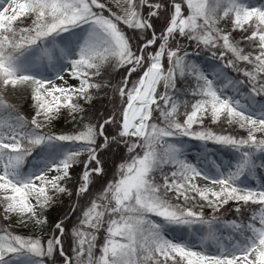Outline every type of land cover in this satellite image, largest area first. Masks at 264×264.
Returning <instances> with one entry per match:
<instances>
[{"label":"snow or ice","instance_id":"snow-or-ice-1","mask_svg":"<svg viewBox=\"0 0 264 264\" xmlns=\"http://www.w3.org/2000/svg\"><path fill=\"white\" fill-rule=\"evenodd\" d=\"M0 209V264H264V0H0Z\"/></svg>","mask_w":264,"mask_h":264},{"label":"trees","instance_id":"trees-1","mask_svg":"<svg viewBox=\"0 0 264 264\" xmlns=\"http://www.w3.org/2000/svg\"><path fill=\"white\" fill-rule=\"evenodd\" d=\"M204 57H200L198 59L197 62H199L200 60H203ZM166 63V61H165ZM232 75H235L234 73ZM118 79V78H117ZM110 94V93H109ZM100 97L101 99L98 100L97 104H96V109L99 110V112H104L105 110H107L109 113L111 112L112 110V105L110 103L107 102V99L104 98V92L101 91L100 93ZM21 103H23V99L21 98ZM209 127H212L214 130H218L215 128L214 125H211L209 123L208 125ZM57 129H65V130H70L71 129V125L70 124H67L65 123L64 121H60L56 126H55ZM111 130V129H109ZM191 143V147L192 149H196L198 151V142H195V141H192L190 142ZM118 153H117V156L116 157H113L112 155H109L106 157L107 161H108V167L111 168L112 167V160L114 158H118ZM96 189L93 188V193H95ZM83 199V198H82ZM72 203V202H71ZM0 212H1V209H0ZM70 212V204L67 206V207H63V206H54L52 209H50L47 213V217L50 216H53L55 218V220L59 219V218H63V215L66 214V213H69ZM226 215L229 219L232 218V214L231 212H226ZM0 226H3V223H0ZM15 231L19 232V233H22V234H32V232L34 231L33 229L31 228H28V229H23V228H16L14 229Z\"/></svg>","mask_w":264,"mask_h":264},{"label":"rangeland","instance_id":"rangeland-1","mask_svg":"<svg viewBox=\"0 0 264 264\" xmlns=\"http://www.w3.org/2000/svg\"><path fill=\"white\" fill-rule=\"evenodd\" d=\"M196 152H197L196 149H192V148H190V149H189V158H190V159H194V158H195V155H194V154H195ZM71 202H72V203H75V198H73V200H72ZM71 202L69 201L68 197L65 196V197L63 198V200L60 201L59 206L61 205V206H63V207H67ZM1 212H2V209H1ZM69 213H70V212H69ZM47 218H48V220H49L50 222L55 220V218H54L53 216H50V215H49V217H47ZM44 231L47 232V228H45Z\"/></svg>","mask_w":264,"mask_h":264}]
</instances>
